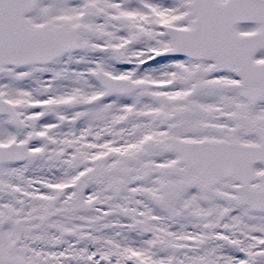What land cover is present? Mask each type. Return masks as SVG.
<instances>
[{
	"label": "snow or ice",
	"instance_id": "obj_1",
	"mask_svg": "<svg viewBox=\"0 0 264 264\" xmlns=\"http://www.w3.org/2000/svg\"><path fill=\"white\" fill-rule=\"evenodd\" d=\"M0 264H264V0H0Z\"/></svg>",
	"mask_w": 264,
	"mask_h": 264
}]
</instances>
